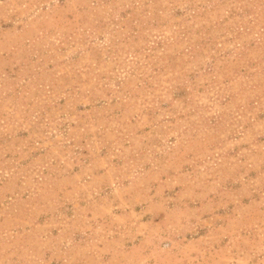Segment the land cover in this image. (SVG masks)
I'll return each instance as SVG.
<instances>
[{"label":"rangeland","instance_id":"1","mask_svg":"<svg viewBox=\"0 0 264 264\" xmlns=\"http://www.w3.org/2000/svg\"><path fill=\"white\" fill-rule=\"evenodd\" d=\"M0 264H264V0H0Z\"/></svg>","mask_w":264,"mask_h":264}]
</instances>
